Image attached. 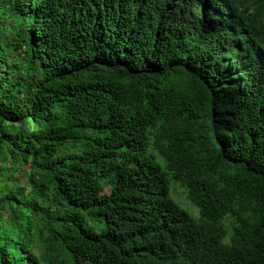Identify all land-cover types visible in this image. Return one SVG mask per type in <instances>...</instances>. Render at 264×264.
Instances as JSON below:
<instances>
[{
  "label": "trees",
  "instance_id": "trees-1",
  "mask_svg": "<svg viewBox=\"0 0 264 264\" xmlns=\"http://www.w3.org/2000/svg\"><path fill=\"white\" fill-rule=\"evenodd\" d=\"M0 264H264V0H0Z\"/></svg>",
  "mask_w": 264,
  "mask_h": 264
},
{
  "label": "rangeland",
  "instance_id": "rangeland-1",
  "mask_svg": "<svg viewBox=\"0 0 264 264\" xmlns=\"http://www.w3.org/2000/svg\"><path fill=\"white\" fill-rule=\"evenodd\" d=\"M25 169L27 170L28 167H25ZM22 182L26 181V178H22L21 180ZM176 184H172L171 185V196L172 198L184 209L186 210L189 214H191V216H193L194 218H198L200 215V211L197 208V206H195L191 201H189L186 198V195L183 193V190L180 187H175ZM174 188V191H173Z\"/></svg>",
  "mask_w": 264,
  "mask_h": 264
}]
</instances>
